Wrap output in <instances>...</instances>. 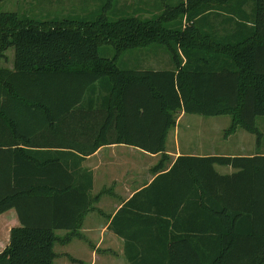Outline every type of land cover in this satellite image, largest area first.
Masks as SVG:
<instances>
[{
    "label": "trees",
    "instance_id": "trees-1",
    "mask_svg": "<svg viewBox=\"0 0 264 264\" xmlns=\"http://www.w3.org/2000/svg\"><path fill=\"white\" fill-rule=\"evenodd\" d=\"M168 1H155L148 18L118 3L109 19L105 4L94 21L0 10V64L13 49L11 69L0 65V215L13 209L19 222L0 264H52L57 242L80 238L93 201L82 163L110 145L161 157L152 182L108 225L128 264H264V155H182L165 165L179 113L229 115L260 136L264 0ZM103 45L113 58L99 55ZM153 45L173 69L117 66L124 52Z\"/></svg>",
    "mask_w": 264,
    "mask_h": 264
},
{
    "label": "rangeland",
    "instance_id": "rangeland-1",
    "mask_svg": "<svg viewBox=\"0 0 264 264\" xmlns=\"http://www.w3.org/2000/svg\"><path fill=\"white\" fill-rule=\"evenodd\" d=\"M46 1H50L51 4H41L43 0H1L0 10L3 12L19 13L39 21L72 18L83 21H94L98 15H102L105 4L107 6L104 13L106 17L111 19L120 13V11L115 10L118 8V3L119 5L122 2L136 5V2H138V0H100L98 2L99 6H97L95 5L97 3L89 0H63L58 5L56 2L52 4L53 0ZM154 3V0H139L137 6L141 8L140 17H148L150 16L149 13H154L156 9ZM168 3L170 4L169 1ZM146 10H149V13ZM245 10L249 12L248 6H246ZM5 54L7 55V62H1L0 65L1 67L10 68L12 66L13 49L7 50ZM99 55L111 59L114 57V49L109 45H103L99 48ZM117 66L122 70L158 71L174 68L171 57L165 47L157 45L124 52L118 58ZM255 126L260 134L259 137L235 125L234 118L229 115L202 117L179 113L175 128L170 130L167 135L165 148L166 150H173L174 145L177 143L181 154L194 153L201 156L226 157L264 155V117H258L255 120ZM132 162L135 163L136 167L142 168L145 160L134 159ZM120 164L126 169L130 165V160L129 162H119L117 166L119 173L120 168H122ZM215 170L220 175H230L234 172L229 167L216 166ZM84 220L85 217L82 220L81 226ZM65 235L66 233H63V235L56 234L59 239H63ZM95 247L97 246L91 242L82 243L78 240H73L65 246L57 242L54 250L57 252L56 256L58 260L54 264H79L81 261L77 260L78 258L84 264H128L125 259L116 261L113 259L115 256H105L102 252L104 246L99 245V248Z\"/></svg>",
    "mask_w": 264,
    "mask_h": 264
},
{
    "label": "crops",
    "instance_id": "crops-1",
    "mask_svg": "<svg viewBox=\"0 0 264 264\" xmlns=\"http://www.w3.org/2000/svg\"><path fill=\"white\" fill-rule=\"evenodd\" d=\"M89 1L97 3L95 5L99 6L98 2H100V0ZM154 1H156L159 5V0ZM176 1L178 0H170V3H174ZM48 2L46 0H43L41 4L50 5L51 2ZM54 2H56L58 5L61 4L63 0H53L52 4ZM138 2H136V5L133 3L126 4L122 2L119 7L121 9H127L128 11L139 9L141 10V8L137 6ZM45 17L47 16L45 15ZM148 17L146 16L142 18ZM209 22L214 23V20L211 19L209 20ZM183 23L184 24L182 25V27L184 28V20ZM200 26L202 27V30H205L207 28L206 22L204 25ZM217 29L220 30V27H218ZM11 67L12 66H10L9 69H11ZM165 154L167 155L169 162L165 164L167 170L179 156L186 155L204 157L201 155H196L194 153L181 154L177 143L174 145L173 150L167 149ZM134 159L145 160L144 166L142 168L136 167L134 165L135 163L132 162ZM129 160L131 167L129 165L125 169L120 164L122 168H120L119 173V171L117 170L119 162H129ZM160 161V155H149L140 151L139 149L125 145H110L101 147L95 153L86 157L82 163V168L86 171H89L92 175V188L89 192V198L91 201H93L88 213L84 216V223L79 229L78 233L80 238H73L67 244H70L73 240H78L82 243L91 242L93 245L97 246L95 248H99V245L104 246L102 252L105 256H115L113 257V259H115L116 261L125 259L124 242L108 229V225L116 212L125 202H127L135 193L142 190L152 182L156 175H152L151 170L156 165H158ZM95 198L96 201H94ZM101 218L102 220H100ZM18 225L19 222L17 219V215L13 209L0 215V254L8 246L10 230L13 227H17ZM57 233L63 235V233L65 232L59 231L56 232V234ZM67 244H64V246ZM54 253L56 254L57 252L54 250ZM65 254L70 255L68 253ZM56 260H58L57 256L53 260L52 264H54ZM77 260L81 261V263L78 262L79 264H84L81 259L78 258Z\"/></svg>",
    "mask_w": 264,
    "mask_h": 264
}]
</instances>
